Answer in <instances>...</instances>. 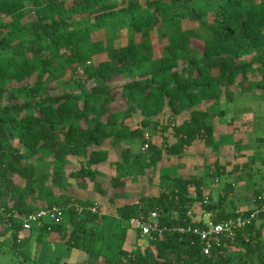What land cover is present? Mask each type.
Wrapping results in <instances>:
<instances>
[{
	"label": "trees",
	"instance_id": "trees-1",
	"mask_svg": "<svg viewBox=\"0 0 264 264\" xmlns=\"http://www.w3.org/2000/svg\"><path fill=\"white\" fill-rule=\"evenodd\" d=\"M124 30L128 41L117 44ZM154 37L167 40L160 54ZM100 54L106 58L95 62ZM68 70L72 74L65 78ZM250 73L260 78L250 82ZM119 77L122 83L111 84ZM236 84L264 91V0H0V208L11 214V227L0 235L17 238L22 218L38 212L41 201L44 208L63 207L65 215L63 221L44 222L42 231L55 234V242L100 254L99 226L109 215L55 191L67 159H84L69 176L85 186L86 177L95 179L92 167L108 158L106 142L118 146L143 137L147 129H159V118L167 113L186 114L174 127L176 142L164 145L170 155L183 154L196 139L209 143L214 134L209 109L223 96L231 100ZM135 114L140 119L133 129L127 120ZM146 143L153 167L162 151L151 139ZM130 152V145L123 146L119 173L130 165ZM50 165L58 171L51 179L44 169ZM113 182L122 185L118 178ZM170 183L157 197L117 208L120 239L130 229L126 221L147 218L153 210L161 227L189 224L174 220L175 200L183 215L197 197L207 210L220 207L217 220L235 216V209H221V199L219 205H203L202 180L176 176ZM258 220L263 222L257 229ZM263 228L264 213L210 256L203 254L199 236L176 231L154 236L143 251L120 253L126 264H264ZM104 257L108 264H122V258Z\"/></svg>",
	"mask_w": 264,
	"mask_h": 264
},
{
	"label": "rangeland",
	"instance_id": "rangeland-1",
	"mask_svg": "<svg viewBox=\"0 0 264 264\" xmlns=\"http://www.w3.org/2000/svg\"><path fill=\"white\" fill-rule=\"evenodd\" d=\"M72 3L73 0H68ZM101 32L97 37H103ZM140 36L137 34V38ZM129 34L124 30L123 35L116 40L117 44L125 45ZM153 45L155 52L160 54L162 47L167 43L166 39L154 37ZM193 46L200 48L193 41ZM106 54L94 57L98 62L105 59ZM249 56L246 60H249ZM79 70L77 75H80ZM71 70L66 72L65 78H69ZM257 74H249L250 82L259 79ZM241 79H239L240 82ZM122 77L111 82V84L122 83ZM92 82L85 84L89 90ZM244 86V85H243ZM242 85L236 84L232 87V99L227 97L219 99L212 108L208 122L214 126V134L211 142L203 139H196L191 145L184 149L183 154L170 155L165 149V143L174 144L175 126H178L185 119L186 114L172 115L164 114L159 118L160 127L147 129L143 137L121 142L118 146L106 142L103 148L109 154L105 162L94 165L95 179L86 177L85 186H81L76 179L69 176L70 172L81 167L82 158L69 157L65 163L63 172L59 174V184L55 187L57 195L93 203L91 211L100 215H109V218L102 221L99 229L103 231V240L99 244L102 249L100 254L86 253L79 249L70 247L66 242L57 239L53 233H45L41 230V224H36L30 231L17 233V238L9 232L0 235V264H108L105 254L110 258H122V264L127 263V258L122 257L121 251L132 252L139 247L143 251L150 246V238L141 235L137 230L129 227L125 240L119 238L121 228L117 224L118 217L115 215L117 208L136 203L142 198L148 200L157 197L164 190L169 191L172 187L171 179L176 176H194L203 182V205L216 203L219 205L223 200L222 210L232 211L251 210L257 204V199L264 202V91L248 89L243 90ZM120 89H116L119 98ZM139 115L135 114L128 119V124L135 129L139 126ZM167 125V131L161 128ZM151 139L162 151L161 159L155 166H149L151 153L147 151L146 141ZM131 148L130 165L126 170L119 173L117 162L121 159L123 146ZM147 153V154H146ZM145 158H142V157ZM53 162L51 157L45 158ZM34 164L36 161L33 162ZM47 171L49 179L55 170L53 165L41 168ZM218 172L221 174L218 175ZM118 178L122 182L120 187H115L113 180ZM167 184L163 188L164 184ZM190 196H196L195 186L190 187ZM1 202V200H0ZM38 208H44V203L39 201ZM179 201L175 200L171 211L175 221H186L197 224L201 219H210V214L217 210L220 214V207L207 210L195 198V201L188 204L185 215L180 212ZM63 208V207H61ZM77 210L82 211L78 206ZM0 232L9 226L11 215L0 208ZM14 218L19 216L14 213ZM64 208L63 217L64 220ZM61 221V220H60ZM128 221L125 222V225ZM262 220L255 224L258 229ZM11 227V226H9ZM264 241V228L261 230ZM139 235V239H138ZM160 237V236H159ZM236 234L229 238L234 242ZM264 250V245L262 246ZM173 256V255H170ZM174 257V256H173Z\"/></svg>",
	"mask_w": 264,
	"mask_h": 264
},
{
	"label": "built area",
	"instance_id": "built-area-1",
	"mask_svg": "<svg viewBox=\"0 0 264 264\" xmlns=\"http://www.w3.org/2000/svg\"><path fill=\"white\" fill-rule=\"evenodd\" d=\"M264 213V202L258 204L251 210H239L235 209V216L217 220L219 212L215 210L210 214V219H201L194 224L190 222L187 225L175 224L172 227L159 225V212L153 210L149 213L147 218L132 217L127 222L128 226L134 230H137L142 236L146 235L150 238L154 236H162L164 231H176L180 234L191 233L199 236L202 245V252L205 255L210 256L214 247L219 246L223 240L232 238L239 230L246 227L247 224L260 214ZM63 217V208L54 206L52 208H42L38 212H33L22 218V227L20 232L30 231L36 224H41L45 220L60 221ZM202 222L201 225H198ZM9 226L11 223L9 222Z\"/></svg>",
	"mask_w": 264,
	"mask_h": 264
}]
</instances>
